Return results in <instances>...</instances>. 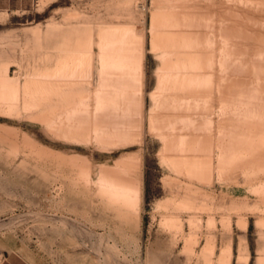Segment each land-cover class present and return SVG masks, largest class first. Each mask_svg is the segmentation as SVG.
Listing matches in <instances>:
<instances>
[{"label": "rangeland", "instance_id": "1", "mask_svg": "<svg viewBox=\"0 0 264 264\" xmlns=\"http://www.w3.org/2000/svg\"><path fill=\"white\" fill-rule=\"evenodd\" d=\"M264 264V0H0V264Z\"/></svg>", "mask_w": 264, "mask_h": 264}, {"label": "crops", "instance_id": "2", "mask_svg": "<svg viewBox=\"0 0 264 264\" xmlns=\"http://www.w3.org/2000/svg\"><path fill=\"white\" fill-rule=\"evenodd\" d=\"M3 264H27V263L22 262L21 260L17 259L16 257H10V258H6V261Z\"/></svg>", "mask_w": 264, "mask_h": 264}]
</instances>
